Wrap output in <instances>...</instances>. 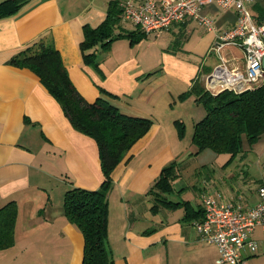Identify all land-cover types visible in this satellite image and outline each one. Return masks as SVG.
Here are the masks:
<instances>
[{"label": "crops", "instance_id": "0c3cea01", "mask_svg": "<svg viewBox=\"0 0 264 264\" xmlns=\"http://www.w3.org/2000/svg\"><path fill=\"white\" fill-rule=\"evenodd\" d=\"M110 1L24 0L0 16V207L14 201L17 209L13 242L0 248V264H81L84 237L65 216L62 198L71 186L94 189L104 178L95 139L69 123L32 70L7 62L39 39L59 51L87 101L105 95L122 111L153 121L111 171L106 235L113 264H229L219 263L218 247L196 231L201 198L242 209L255 205L264 183V135L233 156L209 148L197 152L206 153L207 161L195 166L194 183H179L178 160L196 156L195 148L187 150L194 147V123L205 115L193 92L180 93L190 91L196 79L206 89L205 77L219 62L208 52L216 35L234 23L235 12L208 3L199 12L214 29L187 18L159 33H144L119 18L113 32L120 35L106 45L93 44L87 60L79 46L84 28L103 21ZM250 9L257 17L264 0H251ZM220 53L230 68L244 69L242 49L226 46ZM179 95L183 106L173 110L168 105ZM171 162L177 163L176 176L171 190L161 192L153 184ZM249 236L256 248L244 246L239 254L248 264H264V229L255 226Z\"/></svg>", "mask_w": 264, "mask_h": 264}, {"label": "trees", "instance_id": "16d2710c", "mask_svg": "<svg viewBox=\"0 0 264 264\" xmlns=\"http://www.w3.org/2000/svg\"><path fill=\"white\" fill-rule=\"evenodd\" d=\"M118 1L109 2L107 15L98 26L84 28V36L79 45L83 58L91 59L93 53L86 50L93 44L101 41V45H106L120 35L113 32L121 18ZM23 3L24 0H3L0 2V16L15 12ZM258 13L257 21H264V10ZM60 58L59 51L50 41L39 39L11 56L7 62L32 70L52 97L59 102L69 123L76 130L95 139L104 178L98 188H67L62 198L63 212L83 234L81 264H113L106 235V196L112 183L111 171L122 160L131 144L149 129L153 121L148 117L122 111L105 95H98L93 102L87 101L72 84ZM190 92L196 95V100L200 101L205 109V115L194 123L192 129L191 143L195 148L194 155L209 148L219 154L226 152L233 156L243 151L245 145L255 144L264 135V79L240 92L222 89L216 94L204 89L199 79H196ZM176 168V162L161 168L158 180L154 181L153 186L161 192L171 190L170 181L176 176ZM160 201L171 203L163 198ZM16 213L14 201L0 207V248L13 242Z\"/></svg>", "mask_w": 264, "mask_h": 264}, {"label": "built area", "instance_id": "2783aa9c", "mask_svg": "<svg viewBox=\"0 0 264 264\" xmlns=\"http://www.w3.org/2000/svg\"><path fill=\"white\" fill-rule=\"evenodd\" d=\"M215 3L221 8H232L235 21L225 31L218 33L208 53L219 56V62L206 76L207 91L216 94L222 89L240 92L264 79V21L258 22L250 9L251 0H119L122 20L130 21L144 33L161 32L172 22L195 19L204 28L214 29L212 20L201 15L200 8ZM226 46H236L244 53V69L230 68L228 60L220 53ZM219 87L218 91L215 90ZM259 200L246 209L212 196L203 195V216L195 222L199 237L213 243L219 250V263L248 264L239 253L244 246L251 250L256 242L250 238L255 226L264 229V183L258 187Z\"/></svg>", "mask_w": 264, "mask_h": 264}, {"label": "rangeland", "instance_id": "374dc122", "mask_svg": "<svg viewBox=\"0 0 264 264\" xmlns=\"http://www.w3.org/2000/svg\"><path fill=\"white\" fill-rule=\"evenodd\" d=\"M149 40L152 42L154 39H153V37H149ZM146 43L148 45H151L152 44V49L154 48V46L157 47L156 44L154 45V43H149V41L146 42ZM235 53H239V52H235ZM218 89H219V87H216V90H218ZM184 92L185 93H182L181 92L180 94H193L189 90L184 91ZM176 94H179V92H177ZM175 99H176V104L175 105H173L175 103L174 102L175 101L174 99H171L170 100V104L168 105V106H171V109H173V110H175V109L183 106L182 104H180V100H181L180 95L179 96H176ZM193 148L194 147L191 146L190 148H188L187 151H190ZM208 151L210 152V150H208ZM208 151H206V152H208ZM205 154L206 153H201V154H198V155L196 154L195 157L191 156V157L182 158V159L178 160L179 161V167H180L179 169L181 170V173H182L181 179L178 180L179 183H182L183 184V183H194L195 182V180L197 179V175L194 174V171L196 170L195 166H197L198 164H201V163L207 161L206 160L207 159V155H205Z\"/></svg>", "mask_w": 264, "mask_h": 264}, {"label": "water", "instance_id": "95a60500", "mask_svg": "<svg viewBox=\"0 0 264 264\" xmlns=\"http://www.w3.org/2000/svg\"><path fill=\"white\" fill-rule=\"evenodd\" d=\"M261 64H264V60H262Z\"/></svg>", "mask_w": 264, "mask_h": 264}]
</instances>
